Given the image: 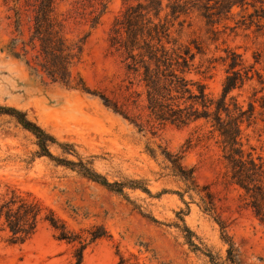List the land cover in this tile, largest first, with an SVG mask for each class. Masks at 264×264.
I'll return each instance as SVG.
<instances>
[{"label":"rangeland","instance_id":"rangeland-1","mask_svg":"<svg viewBox=\"0 0 264 264\" xmlns=\"http://www.w3.org/2000/svg\"><path fill=\"white\" fill-rule=\"evenodd\" d=\"M3 2L0 0V104L27 112L59 143H69L76 151L64 152L55 144L51 146L54 155L83 160L110 182L138 181L152 194L129 185L117 192L78 168L38 155L35 136L5 114L0 115V196L9 186L18 187L52 207L71 230L103 226L110 236L88 246L82 264H117L119 253L132 264H264V224L246 207L242 190L227 183L218 134L200 123L182 127L155 123L140 130L100 96L53 81L39 64L42 59L31 43L28 53L22 48V41H29L32 33L33 7L24 10L20 35ZM136 2L56 0L53 13L62 22L61 34L82 47L70 66L73 75H81L91 91L120 104L128 94L129 79L119 55L110 49L109 34L126 3ZM95 20L98 24H93ZM14 36L19 38L21 57L7 50ZM173 36L196 52L190 77L204 80L214 94L222 90L228 55L241 54L244 65L253 67L251 79L232 94L246 107L249 102L256 106L255 121L244 126V142L264 159V22L254 8L237 6L232 17L214 27L193 12L176 22ZM123 107L130 117L139 114L132 106ZM167 153L182 155L183 165L195 168L198 182L210 185L217 197L215 212L205 211L195 193L193 197L185 194L188 209L178 194L185 184L174 175ZM181 210L199 249L187 242L188 232L177 226L183 227ZM76 246L57 239L47 222L24 243H11L8 234L0 231V264H74Z\"/></svg>","mask_w":264,"mask_h":264},{"label":"trees","instance_id":"trees-1","mask_svg":"<svg viewBox=\"0 0 264 264\" xmlns=\"http://www.w3.org/2000/svg\"><path fill=\"white\" fill-rule=\"evenodd\" d=\"M3 4L12 12L10 17L15 18V31L20 35L23 34L24 10L33 7L32 33L29 41H22V48L25 54L28 53L27 45L31 43L37 51L36 56L42 59L39 64L53 81L100 96L108 107L130 119L140 130L147 126L154 127L155 123H170L179 127L200 123L208 127L211 133H217V142L226 163L227 183L242 190L246 207L264 224V159L254 152V148H247L244 142V126H250L255 121L256 106L254 102H249L246 107L238 95L232 94V91L241 89L251 79L253 67L249 69L244 65L241 54L233 52L228 55L224 59L228 62V68L222 90L214 94L208 90L204 80L190 77L195 68L196 52L191 45L180 43L173 36L176 22L193 12H197L209 26L214 27L232 17L235 7L247 9L252 6L256 16L264 22V0H137L136 3H126L115 17L109 34L110 49L119 55L129 79V85H126L128 94L124 95L122 104L106 94L91 91L81 75H73L70 66L80 55L82 47L69 42L61 34L62 22L53 16L56 0H37L36 3L4 0ZM93 24H98V20ZM212 31L216 32L214 29ZM18 46L19 38L14 36L6 47L10 54L21 57ZM198 52H201L200 49ZM125 105L137 109L139 114L130 117L123 107ZM5 114L35 136L39 146L38 155L47 156L58 164L78 168L83 175L117 192L122 193L124 187L129 185L152 194L148 187L138 181L110 182L83 160L76 162L54 155L51 146L55 144L61 146L64 152L76 151L69 143H59L54 135L29 118L27 112L15 106L0 104V115ZM167 154L174 175L185 184L184 190L178 191V194L188 209L190 207L184 198L185 194L190 193L193 197L195 193L205 211L215 212L217 197L210 185L198 182L195 168H186L182 163V155ZM179 214L184 223L183 227L178 223L177 226L188 232L185 235L187 242L199 249L191 239L194 232L184 221L185 212L181 210ZM44 222L54 229L57 239L77 243L74 264H82L88 246L110 236L103 226H93L80 232L71 230L52 207L31 191L9 186L0 196V231L8 234L11 243L26 242ZM220 224L225 231L222 221ZM230 244V249H233V244ZM119 256L117 264H132L123 254L119 253Z\"/></svg>","mask_w":264,"mask_h":264}]
</instances>
